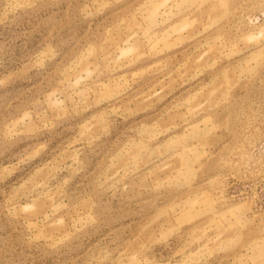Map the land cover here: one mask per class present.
<instances>
[{"label":"rangeland","instance_id":"1","mask_svg":"<svg viewBox=\"0 0 264 264\" xmlns=\"http://www.w3.org/2000/svg\"><path fill=\"white\" fill-rule=\"evenodd\" d=\"M0 264H264V0H0Z\"/></svg>","mask_w":264,"mask_h":264}]
</instances>
